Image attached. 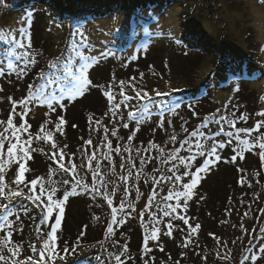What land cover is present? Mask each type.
<instances>
[{"label": "rangeland", "instance_id": "374dc122", "mask_svg": "<svg viewBox=\"0 0 264 264\" xmlns=\"http://www.w3.org/2000/svg\"><path fill=\"white\" fill-rule=\"evenodd\" d=\"M149 2L151 0H5L4 4L0 5V34L6 35L8 39L14 36L23 40L27 45V39L19 32L23 26L25 36H30L32 45L31 49L25 48L23 51L39 53L34 63L27 62L30 57H22L19 61H16L14 57L10 58L16 65L15 70L8 69V63L6 65L0 63L3 68L0 71V101L4 99L7 102L9 97L12 98L6 103L7 115L2 114L0 121H4L3 117H9L14 100L18 102L22 98L30 97L32 102L26 105L28 111L23 120L19 119L20 115H18L23 109L17 105L15 113L18 122L15 120L14 126H19L25 121L28 125L32 124L30 128H36L38 125L37 129L52 134V144L55 143L61 147L65 140L62 139L61 131L56 130L58 118L62 117L65 120L73 110L83 109L86 101L88 102L87 98L83 97L86 92L84 91L82 95L71 100L67 97L61 100L63 107L53 100L55 111L49 108L41 93L47 94L48 99H51L53 95L59 98L58 82L62 79L61 66L70 55H75L73 48H78L85 55L98 57L96 61H90L92 66H96L89 68L88 71V76L93 82L97 77L95 73L99 68L97 65L105 59V75L99 76L104 80V86L108 80H119L118 84L111 85L115 103H119L122 99L120 96L121 81L124 82L123 88L127 95H135L131 85L136 84V89L146 90L153 101L150 105V116H146L139 124L137 123L138 117L130 118L128 113L132 111L133 105L140 108L143 103L148 102L137 100V104L131 101L128 108L121 104L120 109L123 111L120 115L125 116V119L120 121L117 117V136L107 137L111 145L119 144L121 151L113 152L110 161L101 158V153L107 150L105 147L107 141L99 139V142L105 145L98 148L96 147L97 141L94 139L96 144L83 145L64 153L62 163L67 165L71 158L72 164L76 166L75 173L63 171L57 163L49 168L45 186L49 190L53 187L57 189L54 199H57L60 194L64 195L65 191L69 192L64 203L65 212L69 214L68 217L62 216L59 227L62 233L60 242L68 241L69 243L62 246L61 243L57 244V240L58 256L55 260H47L46 264H52V262L53 264H73L74 262L79 264L78 261L82 264H113L112 260L116 255H120L121 260L126 259L124 264H145V262L155 264L154 260L158 257L156 253L158 252L159 256L164 254L161 245L155 248V252L145 251V244L140 241L141 237H139L140 231L145 236L147 228H150L152 214L158 213L156 216L161 221L156 225L161 229L157 234L158 237L171 240L172 244L176 243L175 237L179 233L183 235V239H188L194 234L189 235L191 232L189 226L195 227L199 224L197 231L203 236L204 220H199L200 214L214 211L215 204L212 205L213 201L207 203V199L201 195L208 194L207 190H218L219 186L230 182L229 178L240 171H247L248 174L259 171L264 176V162L256 160L260 158V149L258 147L245 149L241 155H237L232 148L239 150L238 141L235 137L227 136V133L234 129L229 123L220 120V117L224 115L230 114L236 118L243 114L246 119L239 120L238 124H235L236 128H254L257 121H264V116L258 115L264 112V0H160L150 5ZM183 23H189L187 27L190 28L189 32L185 26L181 25ZM79 33H83L88 38L86 44L78 43ZM192 35L197 38L198 42L190 46L191 41L189 40ZM0 47H4L2 40H0ZM101 53L104 55L101 56ZM135 56H137L136 59H133ZM49 62L56 63L57 67H50ZM28 65L31 66L30 70L27 69ZM20 69L23 71L21 72ZM35 70L43 73L37 82H33L35 77L31 75ZM241 72L243 75H240ZM237 79L243 80L249 86L242 96L244 100H237L234 97L233 86ZM243 86H245L244 83ZM251 88L255 91L252 92ZM157 91L167 93V95L157 96ZM205 95L208 96L204 98ZM37 97L40 99L37 100ZM207 102H210L212 106L206 110L203 105ZM180 104L190 106V108L191 105H195L192 110L197 111L198 115L196 117L193 114L186 115V113L178 115L176 105ZM204 110L205 112H202ZM210 110L214 112L209 114ZM173 112H176V118ZM206 116L209 117L207 122H205ZM167 118L171 119L169 122L172 127L167 126L168 121L164 123ZM124 120L129 124L127 129L123 127ZM158 121H163L161 126L157 123ZM3 124H0V128H7V123ZM198 124L201 127L199 131L203 130L207 137H210L214 129L219 130L223 127L225 131H219L221 139L217 142L227 144L228 148L224 150L225 153L229 152L231 158L236 155L238 162L232 165L231 171L226 173L222 170H213L220 166V160L215 162L214 166H209L207 171L200 173L204 176H200L187 207L184 208L182 205L176 213L188 219V224L185 225L183 220L178 218L172 219L174 227L169 236L165 233L168 231L166 225L171 217L167 221L161 209L165 204L175 205L177 201L175 199L164 201L163 197L168 195L170 189L181 190L179 183H185L187 177H184L175 187L172 181L161 179L162 175H171L168 169L172 167V162L164 163L163 161L167 158V152L180 147L179 141L188 135L182 130V126L187 128L188 132H192L197 130L195 126ZM260 132H264V128H261ZM260 132L254 131L247 137L240 134V137L254 142V138ZM172 134L177 136L175 144L169 139ZM33 135L36 136L35 133ZM129 135L147 143L144 145V142L141 144L140 140L134 139L140 144L137 146L134 143L131 146L125 141ZM22 136L23 140L28 139L27 133L23 132ZM113 138L117 142H113ZM188 139L194 142L197 137H188ZM229 140L232 141L231 144L228 143ZM148 141L164 148L165 156L158 159L160 154L157 149L150 152L156 159L148 160L140 172L139 179H136L137 170L141 168L140 156L147 158L148 154L150 155L149 152L143 151L149 148ZM204 141L207 146H210L209 140ZM126 145L129 151L124 150ZM6 149L5 145L2 151L6 152ZM137 149L141 151L137 153ZM192 151H196L194 143ZM93 153H95V159L90 169L87 157ZM188 154V148L185 145L181 148L180 155ZM129 155L133 158L136 169L132 170V179L124 181L121 177L128 174ZM122 157L123 169L120 167ZM4 159L5 193L11 188L22 190L26 196L28 193L25 191H28L26 189L28 185L23 182L17 188L14 183L19 164L7 162L6 153H4ZM97 160L101 164L100 175L96 179L97 187L100 188L103 183L107 186L109 193L114 188L116 190L115 194L108 198L112 201L111 205L108 200H104L102 194L94 195L91 190L92 169H95ZM196 162H199L198 158ZM32 168L39 169L38 166H32ZM155 169L158 170L154 171ZM74 176L82 184H87L88 189L82 191L80 187H76V191L72 192ZM223 176L227 178L223 180ZM64 180H68L69 183L64 184ZM209 180L211 185H207ZM126 187L131 189L127 193L125 192ZM34 191L39 194L40 187L34 188ZM100 191L103 193L104 189L100 188ZM153 193L155 196L151 206L146 207ZM122 198L132 207H125L123 212H117L116 220L123 219L124 223H112V208L119 209ZM32 206L35 210L33 212L38 217L40 209ZM261 213L260 211L259 215ZM50 221L49 217L44 223H41V220L34 222L35 227H39L41 231L39 233L35 231L41 247L50 230ZM110 223L113 229L111 233L107 231ZM22 224L26 223L22 222ZM259 225L261 226V223ZM180 227L181 231H179ZM211 229L206 233L208 239L199 240L200 247L198 248L172 246V251L178 255L175 264H241L242 258L250 255L249 248L258 250L259 245L264 243V233L255 234L254 229L249 231L245 229L238 235L222 229V233L225 234L220 235L225 239L220 238L217 242L216 238L219 235L215 227ZM124 239L133 245L138 243V249H135L136 247L125 248L126 254L124 256L119 254L121 253L119 244L121 245ZM66 248L67 252H65ZM256 254L258 255L257 261L252 262L249 259L245 261V264H264V253L257 251ZM161 262L167 264L165 261Z\"/></svg>", "mask_w": 264, "mask_h": 264}, {"label": "snow or ice", "instance_id": "6c2138e0", "mask_svg": "<svg viewBox=\"0 0 264 264\" xmlns=\"http://www.w3.org/2000/svg\"><path fill=\"white\" fill-rule=\"evenodd\" d=\"M5 0H0V5L4 4ZM31 16L29 15V19ZM19 32L21 36H24L25 39H27L28 43L25 45L23 40L17 39L14 36L11 39H8L6 35L0 34V40L4 42V47H0V52H3V58L8 59V57H14L16 61H19L22 57L23 58H28L30 59L27 60L28 63H34L36 56L39 55V53L36 52H30V51H18V49H31V39L30 36H25V27H21L19 29ZM80 40L79 44H86L87 43V37L84 36L83 33H79ZM73 52L75 53L74 56H71L68 58V60L61 66V77L62 79L59 80L58 82V87H59V98H57L56 95H53L51 99L47 98V94L41 93V96H44L46 102L48 103L49 108L52 111H55V107L53 106V100H55L56 104H59L60 107H63V104H61V100L67 97V99L71 100L74 99L77 96H80L84 93L87 87H89L92 84V81L90 80L88 76V71L90 61H96L98 59L97 56H88L85 55L84 52H81L78 50V48H73ZM101 56L104 55V53L100 54ZM133 59H136V57H133ZM57 61H59V58H57ZM50 67H57L56 63L49 62ZM8 69L10 70H15L16 65L9 60L7 64ZM3 68L0 66V71H2ZM22 72L23 69H20ZM240 75H243L241 72ZM41 76H43V73H41ZM133 80L135 78H132ZM55 83V81H54ZM121 91H120V96L122 97L121 101L119 103H115V96L111 92V85L108 86L109 91L106 92L105 94L107 95V98L110 102V111L112 113V116L115 117L117 115L118 110L121 107V104L125 108H128L130 106V101L132 100H138V101H147L148 103H143L140 108H137L136 106H132V111H129L128 115L130 118H137V123H141L143 119L146 116H150L151 114V108L150 105L153 103L151 95L144 89H136L135 84L131 85V88L135 95L130 96L127 95L124 92V82L121 81ZM157 96L161 95H167V93H160L159 91L156 92ZM37 100L40 99V97L36 98ZM9 100H12L11 97H9ZM32 100L30 97H25L22 98L18 102H13L12 103V112L9 114V117L7 119V128L4 129V132L0 133V197L4 198V200L7 201V203H0V212L4 213V215H0V232H4L8 229L12 228L13 222L9 219V217L13 216L14 213L11 208L12 201L17 198V197H22L24 196L22 190H13L11 188L8 189L7 193H5V184L3 183L5 180V177L3 175L5 171V159H4V153L3 149L5 146V142L7 141V162L9 163H18V171L17 175L15 177L14 183L17 185V188H19V185L24 182V173L26 171H29V169L26 167V164L23 161L31 159L30 152L35 151V149H31L30 145L32 140L35 138L37 140L41 139L42 137L40 135H36L33 137V135L29 134L27 140H23L22 137L19 135L21 132H27L28 128L30 125L27 124V122H22L18 127L14 126L13 123V114L15 113L17 105H19L23 111L21 113H18L20 115L21 120H23V117L27 115V107L26 105L31 103ZM177 107L179 105H176ZM107 115V113L105 114ZM193 115H196L195 112H193ZM234 115V113H233ZM258 115L264 116V112L258 113ZM239 120H244L246 117L242 114L240 117H238ZM91 120V117H90ZM209 120V117H205V122ZM221 121H225L231 125V127L234 129V131H229L227 133L228 137H235V139L238 141V146L237 149H233L237 155H241L243 150L245 149H252L254 147H258L260 149V159L262 162H264V132H260L261 128H264V121H257L256 125L254 128H236L235 127V120H228L226 116H221L220 117ZM50 122V121H48ZM3 121H0V124H3ZM65 123L64 119L62 117L58 118V123H56V130L61 131V126ZM97 124L100 123V121H96ZM75 127V125L73 126ZM124 128H129L128 123H123ZM199 125L197 126V130H194L192 132H188L187 128H184L182 126V130L188 135L185 137V139L180 140L179 144L180 147L173 148L167 152V158L164 159V163L172 162V167L168 169V172L171 173V175L168 176H163L161 179L163 180H168L172 181L174 187L178 182H181L184 177L189 178V182L187 183H179V189L181 190H169V193L167 196L163 197L164 201H171L175 199L177 203L175 205L172 204H165L164 207L161 209L163 217H171V219L168 221L166 227L168 228V231L165 233L166 235L171 236L172 234V229L174 225L172 224L171 220L172 219H180L183 220L184 224H188V219H186L182 215H177V209L181 208L182 205L184 208L187 207L188 200L191 198V196L194 194L193 189L196 187V185L199 182L200 179V173L205 172L208 170L209 166L213 165L216 161L220 160V155L218 153V148L223 149L225 147L224 143H219L217 144L215 140H213V143L211 145V148H206L205 144L201 142L200 137H202L204 140H209L211 139L210 137L205 136L203 132L199 131ZM43 129V126H42ZM11 131V137L6 135L5 133ZM220 132H224L225 129L221 127L219 129ZM254 131L260 132L258 136L254 138V142L250 141L249 139H241L240 134H244L246 137L250 136ZM105 132H108V129L105 128ZM48 139H52V134L51 133H46ZM111 135L113 137L117 136V130L114 128L111 131ZM188 137H198L195 139L193 142L192 140H189ZM12 138L15 139V142H12ZM107 141V144L105 145L106 151H103L101 153V158L105 160H109L111 158V154L113 152L119 153L121 151L119 144L115 148L112 147L111 141L107 139V135L104 138ZM170 141L175 144L177 142V136L175 134H172L169 137ZM133 136L129 135L128 136V141H132ZM231 140L228 141L229 144H231ZM193 143L195 145L196 151L193 152ZM86 145H91L92 140L89 139L85 141ZM185 145H187L188 148V155H180L181 148H183ZM52 147L54 149L57 148V145L53 143ZM67 147V146H65ZM150 149H157L159 152V156L157 157L158 159L163 158L165 156V149L162 147H159L152 141H149V148L143 149L144 152L149 151ZM125 151H129L128 146L126 145L124 148ZM137 153L141 151V149L136 150ZM198 157L204 158L203 164L200 167H196L195 162L197 161ZM51 159H53L57 164H59L60 169H62L65 172L69 173H75L76 171V166L72 164L71 158L68 160V164L62 163L64 160V153L63 150L59 151V156L57 158V152L54 151L52 153ZM89 161V168L91 169V163L95 159V153L93 155L87 157ZM122 163L120 167L123 169L124 168V162H123V157ZM151 157H145V156H140V165L141 168L137 170V175L136 179H139L140 172L143 170V166L146 164L148 160H150ZM232 160L236 159V155H234ZM127 163L129 164V169H128V174L127 176L121 177L122 180L124 181H129L132 179L133 176V169H136V164L131 157V155L128 156ZM195 168V171L192 169ZM183 169V171H182ZM51 170V169H50ZM100 170H101V164L99 160L96 161V167L95 169H92V175H93V185H92V192L94 195H103L106 200H108L109 205H111L112 201L109 198L110 195L115 194V188L112 190L111 193L107 191V186L105 184H101L100 188H103L104 191L101 193L100 188L97 187L96 185V179L100 175ZM158 169H155L154 171H157ZM177 173H180L179 175ZM74 179V187L72 188V192L76 191V187H80L81 190H86L88 189L87 184H82L80 180H76L75 176L73 177ZM153 179H155L153 177ZM31 186V188L28 189V194L24 196V199L27 201H30L32 205H34L36 208L40 209V217H41V223H44L45 221L48 220V218L52 215L54 210H59L54 218V223L50 225V231L47 232V238L43 241V246L40 247L39 249L36 247V245H30L31 250L33 252H39V258L36 259L34 257H28L26 258V261H17L13 258L17 257L21 251L20 246H14V247H8L7 250L11 254V257H5L3 255L4 248L7 247L9 243V238L11 237V231L7 232V236H0V264H46L47 260H55V258L58 256V253L56 252V241L58 239L57 237V229L61 225L62 221V213H63V204L65 203V200L67 199L69 192L65 191L64 192V199H54V196L57 192V189L55 187L51 188L50 190L44 186V183L42 181L41 177H35L31 179L28 182ZM40 184V192L39 194H36L34 191L35 186ZM64 184H68V180L63 181ZM27 186V185H25ZM131 189L130 187L125 188V192H129ZM138 192V189H137ZM46 195V200L42 199ZM155 196V193H153L149 197V204L146 205V207L151 206V202ZM182 201V204H181ZM17 204L20 206V208L27 212V207L24 205L23 199L17 201ZM125 207H132L131 204H126L125 200L122 198L121 199V204L119 209L113 207L112 208V223H124L125 221L123 219L117 221L116 220V214L118 211L123 212ZM262 213H264V209L260 210ZM143 215V213L141 214ZM247 215V213H245ZM151 220L153 222V228L149 234H146L144 237V244H145V251L150 252L151 249L147 248V244L149 240L151 241H156L158 240V232L161 231L160 228L156 227L157 224H159L161 221L160 219L155 215H151ZM19 219V216L17 215V220ZM191 229V232L189 235L192 233H196L197 229H199L200 225L197 224L195 227L189 226ZM243 227V225H241ZM13 231L15 229H12ZM37 231L39 232V227H37ZM109 233L113 231L111 227V223L109 225V228L107 229ZM261 232L264 233V228H261ZM213 235V234H210ZM260 238V237H257ZM217 242H219V238H216ZM190 243V240L187 238L185 239V247L188 246ZM163 250V249H161ZM68 249H65V252H67ZM126 251V249H125ZM249 251V256H245L241 260V264H245V261L251 260L252 262L257 261L258 255L256 254L257 251L264 253V243L259 245L258 250H254L252 248L248 249ZM183 255V253H182ZM115 260L117 261V264H123V261H121L120 255L115 256ZM147 264V262H145Z\"/></svg>", "mask_w": 264, "mask_h": 264}, {"label": "trees", "instance_id": "16d2710c", "mask_svg": "<svg viewBox=\"0 0 264 264\" xmlns=\"http://www.w3.org/2000/svg\"><path fill=\"white\" fill-rule=\"evenodd\" d=\"M160 0H151V2H149L150 4H155L156 2H158ZM162 1V0H161ZM170 1H174V0H170ZM182 1V0H181ZM197 1V0H196ZM199 2V1H198ZM189 5V4H188ZM189 24V23H188ZM188 24H181L183 26H185V28L189 27ZM188 32L190 31V28H187ZM192 37V38H191ZM190 37L191 43L190 46H192L194 43H197L198 41L196 40L197 38L194 37V35H192ZM194 37V38H193ZM193 39H195L193 41ZM158 48H156L157 50ZM201 50V49H200ZM18 51H23V49H18ZM139 54H137L138 56ZM135 56V57H137ZM131 57V56H130ZM10 58L13 57H8V59H4L3 58V52H0V63L6 65ZM103 59V58H102ZM129 60V59H127ZM90 64V62H89ZM96 66H92L90 64L89 68H93ZM97 68L95 73L97 74V77L95 78L96 81L93 82L92 84L86 88L85 92L86 95H84V98H87L88 102L86 101V104L84 105L83 109H79V110H73L72 114H68L66 116V119L64 120L65 123L62 126V139L65 140L64 144H62L61 147H58L56 149H54L52 147V142L51 139L47 138V135L45 130L41 131L38 128V125H36V128H28L27 132V137L29 136V134L33 135L34 133L36 135H40L42 138L37 140V139H33L32 143L30 145L31 149H35V151H31L30 155H31V159L23 161L26 164V167H28L29 171H26L24 173V183L27 184V188L29 189L31 187V185L28 183L31 179L35 178V177H41L42 181L45 184L47 183L46 180H48L46 177L48 176V170L49 168L55 164L56 162L51 159L52 153L54 151L57 152V158L59 156V151L63 150V153L67 152V151H71L73 149L79 148L85 144V141L91 139L92 140V144L94 143L96 144V142H94V139L97 141L96 147L101 148L105 145V143H101L99 142V139H104V137L107 135V137L111 136V131L112 129H116V125L118 124L117 121V117L120 118V121H123V119H125V116L120 115L121 112L123 110L119 109L117 112V115L115 117L112 116V113L110 111V102L107 98V95H104V93L108 92L107 91V84L112 85L114 84H118L119 80H108L106 82V86H104V80H102V78L99 75H102V77L105 75V59L100 61V64L97 65ZM24 68V67H23ZM16 69V68H15ZM27 69H31V66L28 65ZM41 73L39 70H35L32 72V76L35 77V80L33 82H37L38 78L41 76ZM244 83L245 86L242 87V84ZM136 86V84H135ZM248 84L245 83L243 80L241 79H237L234 82V97L237 100H244V98L242 96H244L245 94V90H248ZM89 90V92H88ZM252 92H254L255 90H253L251 88ZM208 95H205L204 98H206ZM66 98V96H65ZM64 98V99H65ZM10 101V100H9ZM7 101V102H9ZM4 99H1L0 101V116L2 114H6L7 115V108H6V103ZM13 102H16L15 100ZM131 102V101H130ZM132 102H137V100H132ZM206 105H203V107L206 108V110L208 108H210L212 105L210 104V102L205 103ZM183 105V106H182ZM195 105H191L187 106L184 104H180L177 107V114H183L186 113V115H192L193 112L196 113V115H194V117H196L198 115L197 111H193L192 109H194ZM180 107V108H179ZM216 108V107H213ZM212 108V109H213ZM198 109V107L196 108ZM175 112V113H176ZM202 112H205L202 111ZM213 111H208L209 114L213 113ZM107 113V115H105ZM174 114V118H176V114ZM172 114V116H173ZM224 116H228L229 120H235V124H238V116L236 118H233L230 114L229 115H224ZM91 117V120H90ZM139 118V117H138ZM7 119L3 117V122L7 123ZM19 119H21V117H19ZM15 120H17L18 122V118H16V114H13V123L16 124ZM96 121H100L99 124L96 123ZM167 122V126H171V123L169 121H171L170 118H167L164 120V123ZM200 121H202L200 119ZM127 123L126 120H124V123ZM163 121H158L157 123H159V126H161ZM42 123V122H41ZM40 124V123H39ZM4 125V124H2ZM32 125V124H30ZM75 125V127H73ZM199 125V124H198ZM198 125H196L195 127H197ZM18 126V125H15ZM200 126V125H199ZM229 126V125H228ZM239 126V125H237ZM41 127V125H40ZM42 128V127H41ZM105 128L108 129V132H105ZM201 129V127H199ZM5 128H0V133L4 132ZM35 130V131H32ZM201 131V130H200ZM203 132V130L201 131ZM21 132L20 136H22ZM50 133V132H49ZM6 135H8L9 137H11V131L5 133ZM34 137V135H33ZM198 138V137H197ZM210 138L209 139V144L210 146H207L206 142L204 141V139L202 137H200L201 142H204L203 144H205L206 148H211V145L213 143V140H215V142L217 144L221 143V142H217L218 140L221 139V137L219 136V130L218 129H214L211 133H210ZM23 139V136H22ZM140 140L141 144L144 142L139 138H136L135 136H133V140L132 141H128V138L125 140L127 144L133 146V144H137V146H139V142L134 140ZM104 141V140H102ZM117 142V140L115 138H113V142ZM12 142H15V139L12 138ZM149 142V141H148ZM147 142H144V145ZM5 145L7 146V141L5 142ZM57 145V144H56ZM91 145H86V146H91ZM67 146V147H65ZM117 145L115 143H113L112 147H116ZM228 145L226 144L225 147L223 149L218 148V151L220 152V166L215 167L213 170L215 171H220L222 170V172H227L231 169L232 165L236 164L238 162V158H236L235 160L231 159V154L229 152L225 153V149H227ZM155 149H150L147 152H152ZM232 151L233 148H232ZM3 153H6L5 151H3ZM122 154V153H121ZM7 156V153H6ZM151 157V159H156V157L154 156L153 153H150V155L148 154V157ZM199 162H195L196 167H200L203 164V160L204 158H199ZM256 160H261L260 158L256 159ZM219 161V160H218ZM216 161V162H218ZM257 161V163H258ZM201 162V163H200ZM215 164L211 165L214 166ZM229 165V166H227ZM32 166H38L39 169H33ZM236 167V166H233ZM193 171H195V168L192 169ZM213 171V172H215ZM231 171V170H230ZM31 172V173H28ZM219 174V173H218ZM210 175V174H208ZM233 175V174H232ZM200 176H204V175H200ZM229 177V175L227 176ZM227 177L223 176V180H225ZM186 178V177H185ZM208 178V177H207ZM209 179V178H208ZM230 182L228 183H223L221 186H219V189L211 191V190H207L208 194H203L201 196H204L205 199H207V203L213 201L212 205L215 204V210L214 211H209V213H202L200 214L199 220L203 221L204 220V225H203V230H204V235L202 236L200 233H198V231L196 233H194L193 235H191L188 240H190V243L188 244L187 247H191L194 246L196 248L200 247L199 245V240H205L206 238L208 239L206 233L209 230H212L211 228L215 227L216 233L218 236V238H223L225 239L224 236H221L220 234H225L222 233V229L223 230H229L231 231L232 234H240V232L244 231L245 229L247 231L249 230H256L255 234H257V232H261V228H264V213H261V215H259L260 210L264 209V176L261 172L256 171L253 173L248 174V172H242L240 171V173L236 174L235 176H233ZM222 180V181H223ZM217 181V180H216ZM189 182V178L187 177V181L185 183ZM215 182V181H214ZM213 183V182H212ZM219 183V182H218ZM207 185H211L210 184V180L207 183ZM219 185V184H217ZM36 187H40V184L38 183ZM46 187V186H45ZM26 193H28V191H25ZM125 193V192H124ZM123 193V195H124ZM64 199V195H61L57 197V199L61 198ZM24 202V205L27 207V212L23 211L20 206L17 204V201L22 200ZM42 199L46 200V196L42 197ZM106 200V199H104ZM0 203H7L6 200H4V198L0 197ZM79 205V202L77 203ZM63 213L62 216L64 215L65 217H68L69 212H65L66 210V206L65 204H63ZM11 208L12 211L14 213L13 216L9 217V219L13 222L12 224V228L8 229L4 232H0V236H7V232L11 231V237L9 238V243L7 245V247L4 248L3 251V255L5 257H11V254L8 252L7 248L8 247H14V246H20L21 251L19 253V255L13 259L17 260V261H26V258L28 257H34L36 259L39 258V252H33L31 250L30 245H36V247L39 249L41 247V243L39 242L38 236L36 235L35 231H37V228L34 225V222L38 220H41L40 215H38V217L36 216V214L33 212L35 211L31 202L27 201L24 198H15L12 201L11 204ZM255 209H257L255 211V213H252ZM59 210H54L52 215L50 216V225L52 223H54V218L56 213ZM68 211V209H67ZM245 213H247V215H245ZM34 214V216L32 215ZM158 213H156L157 215ZM0 215H4V213L0 212ZM17 215L19 216V219L17 220ZM72 215V214H71ZM219 217L221 219H219ZM73 218V217H71ZM167 217V221H168ZM26 223L25 225L22 224ZM33 222V223H31ZM261 223V226L259 225ZM241 225H243V227H241ZM259 225V226H258ZM258 226V227H257ZM149 227H153V222L151 220ZM149 228V229H150ZM12 229H15L14 231ZM50 229V226H49ZM149 229L147 228L146 234H149L151 231H149ZM181 227L179 228V231H181ZM259 229V230H258ZM51 230V229H50ZM49 230V231H50ZM83 230V229H81ZM41 232V231H39ZM38 232V233H39ZM86 233V232H85ZM60 234L62 236V233L60 232V228L57 229V237H58V242L57 244H60ZM111 237H115L114 235H111ZM139 237H141L140 241H143L144 243V235L142 234V232L140 231ZM183 235L181 233L177 234V237H175L176 239V243L172 244L171 240H167L165 238L162 237H158V240L156 241H151L149 240L148 244H147V248H150L151 251L155 252V248L159 247L161 245V248L163 249L162 253L163 256H159V253L157 252L156 254L158 255V257L156 258L157 260H154L155 264H162L161 261H165L167 264H175L176 263V259L178 257L177 254H175L172 251V246H178L180 247H185V239L182 238ZM198 241V242H197ZM180 242V243H178ZM69 243L68 241H64L63 243H61L62 246H64V244ZM73 243V242H72ZM71 243V244H72ZM178 243V244H177ZM137 245V246H136ZM136 245H133L132 243H130L127 240H123L121 245L119 244V249L120 252L119 254L121 255H125L126 251L125 248H135L138 249V243ZM122 246H124V248H121ZM254 246V245H253ZM161 255V254H160ZM122 259V257H121ZM124 259V258H123ZM113 264H117V261L115 260V258L112 260ZM123 261V264L126 262V259L121 260ZM79 264H82L81 261H78ZM30 264V262H29ZM53 264V262H52ZM73 264H76V262H74Z\"/></svg>", "mask_w": 264, "mask_h": 264}]
</instances>
